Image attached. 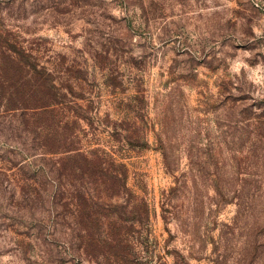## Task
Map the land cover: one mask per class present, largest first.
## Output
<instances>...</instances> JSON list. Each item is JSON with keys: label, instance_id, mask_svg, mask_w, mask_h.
Segmentation results:
<instances>
[{"label": "rangeland", "instance_id": "rangeland-1", "mask_svg": "<svg viewBox=\"0 0 264 264\" xmlns=\"http://www.w3.org/2000/svg\"><path fill=\"white\" fill-rule=\"evenodd\" d=\"M10 42L72 87L84 149L128 167L129 192L100 188L105 235L129 243L118 264H264V0H0ZM13 132L0 116V264H97L73 257L70 219L15 202Z\"/></svg>", "mask_w": 264, "mask_h": 264}, {"label": "trees", "instance_id": "trees-1", "mask_svg": "<svg viewBox=\"0 0 264 264\" xmlns=\"http://www.w3.org/2000/svg\"><path fill=\"white\" fill-rule=\"evenodd\" d=\"M3 69L8 74L0 76V84L7 86V90L0 96L4 108L0 116L7 117L14 126L12 140L22 139L9 144V148L15 150L11 153L24 154L22 162L9 161L11 165L7 168L19 178L16 185L20 187L21 200L15 201L14 196L12 199L20 208L41 206L45 215L50 216L53 230L60 225L61 215L70 219V229L77 235L75 250L78 253L74 258L85 256L102 264V259L109 255L113 264H118L122 254L119 251L129 248V243L120 237L123 229L116 224L111 235H105L101 202L105 196L109 200L111 195L100 188L114 181L117 192L113 191L112 195L116 193L120 197L129 192L127 165L117 163L101 148L84 149L85 130L81 121L87 119L88 111L74 100L72 87L56 83L54 73L40 65L30 51L10 42L6 51H0V71ZM76 107L84 113L78 112ZM128 144L149 146L139 141ZM2 172L0 169V174ZM47 205L63 208L64 214L55 208L46 213ZM136 212L138 221L146 222L149 218L146 199L138 202ZM39 222L42 227L43 220Z\"/></svg>", "mask_w": 264, "mask_h": 264}]
</instances>
